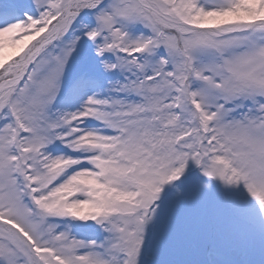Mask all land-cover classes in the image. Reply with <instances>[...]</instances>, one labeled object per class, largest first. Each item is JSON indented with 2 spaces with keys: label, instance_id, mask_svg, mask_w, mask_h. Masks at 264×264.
<instances>
[{
  "label": "snow or ice",
  "instance_id": "6c2138e0",
  "mask_svg": "<svg viewBox=\"0 0 264 264\" xmlns=\"http://www.w3.org/2000/svg\"><path fill=\"white\" fill-rule=\"evenodd\" d=\"M0 264H264V0H0Z\"/></svg>",
  "mask_w": 264,
  "mask_h": 264
}]
</instances>
